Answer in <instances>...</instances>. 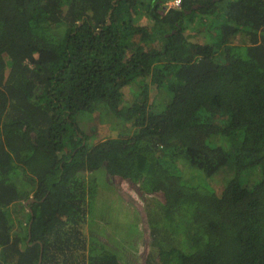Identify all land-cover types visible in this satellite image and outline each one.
<instances>
[{"label":"trees","instance_id":"1","mask_svg":"<svg viewBox=\"0 0 264 264\" xmlns=\"http://www.w3.org/2000/svg\"><path fill=\"white\" fill-rule=\"evenodd\" d=\"M165 1L0 0V264L41 247V264H264V0ZM196 18L207 31L185 33ZM99 105L125 126L89 144L74 117ZM179 160L233 174L192 187ZM99 176L120 195L110 230L87 222ZM125 184L158 197L159 221Z\"/></svg>","mask_w":264,"mask_h":264},{"label":"rangeland","instance_id":"2","mask_svg":"<svg viewBox=\"0 0 264 264\" xmlns=\"http://www.w3.org/2000/svg\"><path fill=\"white\" fill-rule=\"evenodd\" d=\"M200 18L194 19L192 22L189 20H185V33H196L204 30L206 32V29H203L200 25ZM140 23H145L144 19H141ZM203 32V34H204ZM196 41L201 42L202 36L198 35L196 36ZM133 85L125 88V102L131 104L133 100L135 99V94L138 93L139 89L138 87L132 88ZM130 88V89H129ZM150 94V100L155 102L156 105H163V101H161V95L159 92L155 89V87H150L149 89ZM171 99V97H170ZM75 120L79 126V128L84 132V134L88 138L89 144H96L98 142L104 141L105 139H108L110 137L116 136L120 131L123 130L125 124L118 118H116L106 107L104 106H97L96 109L90 113V112H79L75 115ZM177 166L181 170V176L182 178L190 184L192 187L202 186L204 185L207 189H212L215 192H221V189L223 188L224 184L229 180V178L233 174V165L230 162L225 168V171L218 172L216 175H214L211 178H207L204 173L201 171L186 167L185 163L181 160L177 161ZM228 169H231V173ZM231 175V176H230ZM90 174L89 173H83L82 174V180L85 184L86 188L88 184H90ZM100 177V176H99ZM255 177V179H260V174L258 172L254 173L253 176H250V179ZM20 179L22 181H25L26 178H23L20 176ZM104 180V181H103ZM24 184V183H23ZM127 184V183H126ZM121 187L120 189L123 190L124 195H129L132 198H134L140 205H138V208L142 212H146L150 219L153 222L159 221L161 216V208L159 205V199L154 194H147V193H140L136 187H128L126 185ZM21 186V184H19ZM97 192L95 196H91L89 200L92 201L91 206L88 208V223H95L99 227L107 226V228L110 227V225H113L115 223V215L118 211H116V204H117V197L118 192L115 191L114 187H110L105 183L104 177H100L99 184H97ZM203 187V186H202ZM89 188V187H88ZM27 189L32 192L31 187H27ZM96 190V189H95ZM10 216H11V222L14 225V227H17V222L21 221V224L24 225L26 221V210L23 208L21 203H18L16 205H13L10 207ZM145 223V222H144ZM24 230V226L22 228ZM110 230V228H109ZM111 232V231H110ZM114 234L113 232H111ZM115 235V234H114ZM116 236V235H115ZM143 239H147L146 233H140V236L138 239L135 237L134 244L137 247H141V244L143 242ZM137 243V245H136ZM130 249H133L131 247H127Z\"/></svg>","mask_w":264,"mask_h":264},{"label":"built area","instance_id":"3","mask_svg":"<svg viewBox=\"0 0 264 264\" xmlns=\"http://www.w3.org/2000/svg\"><path fill=\"white\" fill-rule=\"evenodd\" d=\"M181 1L182 0H167L163 3V9L165 12H168L169 10H175L179 9L181 7Z\"/></svg>","mask_w":264,"mask_h":264},{"label":"water","instance_id":"4","mask_svg":"<svg viewBox=\"0 0 264 264\" xmlns=\"http://www.w3.org/2000/svg\"><path fill=\"white\" fill-rule=\"evenodd\" d=\"M197 7H195V8H197ZM108 24H109V20H108ZM30 215L33 216V213L31 210H30ZM32 221H33V219H31V221L29 222V226H28V233L29 234H30V227H31ZM42 255H43V248L41 247L37 264H41Z\"/></svg>","mask_w":264,"mask_h":264},{"label":"clouds","instance_id":"5","mask_svg":"<svg viewBox=\"0 0 264 264\" xmlns=\"http://www.w3.org/2000/svg\"><path fill=\"white\" fill-rule=\"evenodd\" d=\"M177 2H178V0H177Z\"/></svg>","mask_w":264,"mask_h":264}]
</instances>
